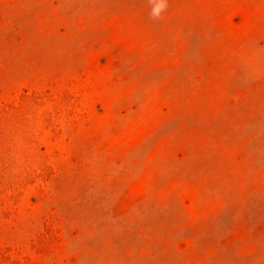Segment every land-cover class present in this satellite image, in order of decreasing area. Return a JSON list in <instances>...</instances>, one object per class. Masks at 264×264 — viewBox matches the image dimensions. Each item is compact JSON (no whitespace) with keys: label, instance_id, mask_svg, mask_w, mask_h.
<instances>
[{"label":"rangeland","instance_id":"rangeland-1","mask_svg":"<svg viewBox=\"0 0 264 264\" xmlns=\"http://www.w3.org/2000/svg\"><path fill=\"white\" fill-rule=\"evenodd\" d=\"M0 0V264H264V0Z\"/></svg>","mask_w":264,"mask_h":264},{"label":"clouds","instance_id":"clouds-1","mask_svg":"<svg viewBox=\"0 0 264 264\" xmlns=\"http://www.w3.org/2000/svg\"><path fill=\"white\" fill-rule=\"evenodd\" d=\"M149 5V18L153 21H162L169 8V0H147Z\"/></svg>","mask_w":264,"mask_h":264}]
</instances>
